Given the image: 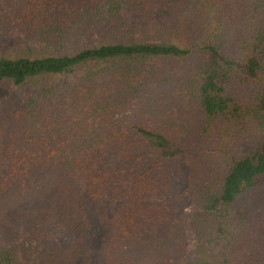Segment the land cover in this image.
Wrapping results in <instances>:
<instances>
[{
	"label": "trees",
	"instance_id": "1",
	"mask_svg": "<svg viewBox=\"0 0 264 264\" xmlns=\"http://www.w3.org/2000/svg\"><path fill=\"white\" fill-rule=\"evenodd\" d=\"M161 2L0 0V27L27 41L0 54V82L39 89L23 106L0 103V213L15 219L30 201L35 221L51 210L73 232L32 264H92L83 232L105 196L125 202L99 214V264H180L184 223L160 197L181 155L197 204L185 264H264V0H173L186 44L138 39L123 7L148 16ZM195 52L177 116L155 59ZM14 247L0 244V264H23Z\"/></svg>",
	"mask_w": 264,
	"mask_h": 264
},
{
	"label": "rangeland",
	"instance_id": "2",
	"mask_svg": "<svg viewBox=\"0 0 264 264\" xmlns=\"http://www.w3.org/2000/svg\"><path fill=\"white\" fill-rule=\"evenodd\" d=\"M173 0H162L160 8L152 15L142 16L128 7H123V16L133 25L135 36L138 39L160 40L167 38L174 43L185 45L188 36V24L183 18L177 17L171 12ZM25 35L18 28L6 29L0 27V54L12 52L14 49H21L26 43ZM39 46L35 40L30 42ZM157 64L163 66L168 78V85L171 92V102L175 108V114L181 116L187 105V93L181 85L182 77L186 66H195L198 62V54L192 53L186 59L165 58L155 59ZM79 74L55 75L49 85L72 84ZM39 89L31 88L27 84L15 85L12 83L0 82V103L23 106L27 99L38 92ZM181 122H179L180 126ZM178 169L174 171L175 184L173 189L160 199H166L172 203L170 212L181 217L184 223V246L180 264H185L195 258V247L197 240L192 227L196 202L193 195V188L190 183V164L186 156L181 155L177 160ZM125 199L119 196H105L87 215L88 224L83 232V243L88 249L92 264H99L100 249L108 236L109 230L99 218V214L111 216L119 208ZM23 203V202H22ZM41 204V202H40ZM15 219H6L0 213V244L15 246L16 257L23 264H32L36 252L54 245L68 244L73 238V232L65 224L59 223L55 212L39 214L38 222L32 214L36 212L31 202L21 204ZM37 213V212H36ZM252 213H249L251 217ZM7 217V216H6ZM36 222L38 223L36 225ZM33 225H36L34 227ZM28 251H34L29 254ZM75 264H84L81 258L76 259Z\"/></svg>",
	"mask_w": 264,
	"mask_h": 264
}]
</instances>
